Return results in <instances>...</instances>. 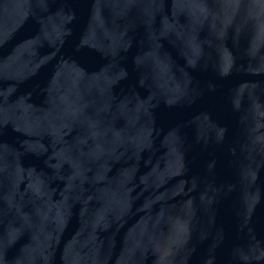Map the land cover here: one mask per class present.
Returning <instances> with one entry per match:
<instances>
[{
	"label": "water",
	"instance_id": "1",
	"mask_svg": "<svg viewBox=\"0 0 264 264\" xmlns=\"http://www.w3.org/2000/svg\"><path fill=\"white\" fill-rule=\"evenodd\" d=\"M0 264H264V0H0Z\"/></svg>",
	"mask_w": 264,
	"mask_h": 264
}]
</instances>
